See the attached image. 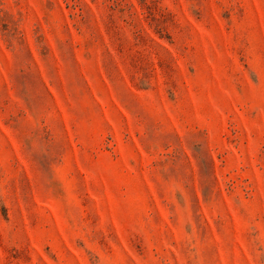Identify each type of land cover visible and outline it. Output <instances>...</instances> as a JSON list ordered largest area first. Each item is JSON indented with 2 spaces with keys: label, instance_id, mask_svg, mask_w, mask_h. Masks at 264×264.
Returning a JSON list of instances; mask_svg holds the SVG:
<instances>
[{
  "label": "rangeland",
  "instance_id": "obj_1",
  "mask_svg": "<svg viewBox=\"0 0 264 264\" xmlns=\"http://www.w3.org/2000/svg\"><path fill=\"white\" fill-rule=\"evenodd\" d=\"M0 264H264V0H0Z\"/></svg>",
  "mask_w": 264,
  "mask_h": 264
}]
</instances>
